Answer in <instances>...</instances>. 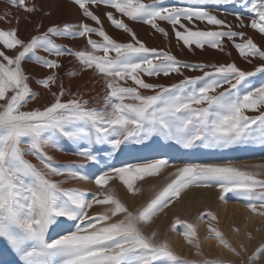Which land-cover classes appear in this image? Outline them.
<instances>
[{
	"label": "snow or ice",
	"instance_id": "1",
	"mask_svg": "<svg viewBox=\"0 0 264 264\" xmlns=\"http://www.w3.org/2000/svg\"><path fill=\"white\" fill-rule=\"evenodd\" d=\"M10 6L32 13L34 7L25 0H6ZM82 15L101 25V20L89 10L88 5H104L114 9L130 21L151 26L167 36L157 25L164 21L173 26L175 38L184 46L205 45L221 49V41L233 42L240 57L248 60H264V51L253 39H245L244 32L233 30L205 10V5L239 4L250 14L248 27L264 35V0H186L184 7H165L160 0L146 4L143 0H73ZM107 20L117 30L128 33L133 42L117 43L102 26L92 28L86 24H65L48 27L43 34L33 35L27 41L18 37V29L0 30L3 49L16 50L13 57L0 51V239L17 254L21 264H194L181 261L171 250L168 242L157 241V233L144 235L139 225L148 223L158 212L167 208L173 199H179L181 191L189 186L216 187L223 201L228 193H235L244 206L254 215L264 217V180L260 172L238 168L232 164H185L172 173V179L155 194L142 209L129 211L115 196L114 190L104 189L110 181L118 180L131 195L141 192L135 184L145 177L158 176L169 166L168 161L157 159L143 164H127L112 167L94 179L100 192L86 199V194L66 189L63 182L50 176H68L85 179L76 172L62 171L50 161L44 152L46 147H56L57 136L66 138L81 150L78 154L85 160L95 161L96 156L87 145H108L110 154L133 151L128 145L140 144L154 135L175 140L184 148H191L200 141L210 148H226L247 142L264 143V83L253 85L243 92L240 86L256 73L264 74V66L254 72H245L235 64L214 67L204 71L202 77L187 78L177 85L163 87L145 83L140 75L168 76L179 73L180 68H191L162 51L147 48L136 39L135 33L112 12L105 13ZM3 18V17H0ZM244 27L242 16H237ZM182 21L195 26L196 21L206 22L223 30H191ZM75 29V30H74ZM101 38L97 43L91 35ZM52 37L87 38L91 51L61 49ZM239 38L242 43H235ZM42 50L57 57L74 56L82 70L94 69L104 80L107 90L104 110L89 108L87 101L73 98L62 102L63 91L52 93L54 102L36 110L22 111L35 94L27 83L28 76L22 70V61L32 54L35 64L54 70L60 67L55 60H46L35 53ZM115 53L110 57V53ZM96 53H103L102 56ZM196 70V69H192ZM203 71V67H200ZM73 75L75 73H72ZM131 80L136 87L124 86ZM203 81V86L198 85ZM55 75L38 81L41 87L51 90ZM228 87L225 88L224 86ZM223 91H217L218 89ZM138 89L154 91V95L142 96ZM131 101V103H126ZM246 112H259L250 117ZM21 145H24L22 148ZM33 156L41 167L26 160ZM255 169L264 165H253ZM103 197L101 199L100 197ZM94 205H109L107 211L89 214ZM210 220L211 213H201ZM114 217H120L113 220ZM65 222H72L65 234L49 239L48 234L62 229ZM180 226V228H178ZM182 229V231H181ZM171 230L180 231L185 242L197 249L196 226L176 219ZM209 239H214L233 255L239 253L211 224ZM241 251H244L241 247ZM264 255V246L249 257V264ZM208 264V262H205Z\"/></svg>",
	"mask_w": 264,
	"mask_h": 264
},
{
	"label": "rangeland",
	"instance_id": "2",
	"mask_svg": "<svg viewBox=\"0 0 264 264\" xmlns=\"http://www.w3.org/2000/svg\"><path fill=\"white\" fill-rule=\"evenodd\" d=\"M26 5L34 7L35 11L28 13L19 7L10 6L6 0H0V30L18 29V37L27 41L33 35L43 34L48 27H63L68 25L86 24L92 28H100L102 26L106 34L117 43L133 42L131 36L122 30H117L107 20L105 13L112 12L116 19H122L123 22L135 33L136 39L142 42L149 49L166 52L172 55L176 61L181 64L190 65L191 68H180L179 73H172L168 76H146L141 74L140 78L145 83L163 87H171L179 84L187 78L202 77L204 71H213L214 67L235 64L239 69L245 72H254L256 67L264 66V60L258 58H249L248 60L240 57L238 51L233 47V42L223 39L221 41L222 50L214 49L205 45L202 49L195 45L184 46L183 42H178L175 38L173 26L164 21H157L158 27L162 28L167 36L155 31L151 26L130 21L126 17H122L116 13L114 9L105 7L104 5H88L89 10L101 20V25L95 24L90 19L82 15L79 7L73 0H25ZM146 4H152L153 0H143ZM162 6L165 7H184L186 0H160ZM205 10L216 15L218 19L226 24L232 25L233 30L244 32L245 39L251 38L254 43L264 51V35L256 32L247 25L251 22L250 14L239 4L233 5H213L209 3L205 5ZM242 16L244 27H236L241 23L237 20V16ZM191 30H223L216 26L207 25L206 22L196 21L195 26L188 21H182ZM75 30V29H74ZM91 39L97 43H102L100 37L91 35ZM61 49H71L72 51L86 50L91 51L87 46V38L77 37L63 38L52 37ZM239 38L235 43H242ZM0 51H4L9 57L16 54V50L3 49L0 45ZM102 56L103 53H96ZM46 60H55L60 64L58 69L49 70L35 64L32 60V54H29L22 61V70L28 76L27 83L30 90L35 94V99H29L28 103L21 109L22 111L43 109L54 102L52 93L62 90V102L76 98L81 101H87L89 108L104 110V97L107 90L104 86V80L97 75L94 69L82 70V66L77 59L71 55L57 57L48 55L42 50L35 53ZM115 53H110V57H114ZM2 59V58H0ZM203 67V71L200 67ZM196 69V70H192ZM72 73H75L74 75ZM55 75L56 82L51 85V90L44 89L38 83L39 80L46 78L48 75ZM124 86L136 87L131 80ZM264 83V74L256 73L249 77L246 82L240 86L243 92L250 89L253 85ZM199 86H203V81H198ZM225 88L228 86L225 85ZM218 89L217 91H223ZM142 96L154 95V91L138 89ZM3 103V102H0ZM131 103V101H126ZM264 112V109L260 110ZM246 115L254 117L259 112H246ZM56 147H46L44 152L51 157V163L62 171L76 172L85 179H74L68 176H50L58 182H63L61 186L66 189H75L86 194V199L91 200L96 196L100 189L95 185L94 179L103 172L110 171L112 167H122L127 164H143L152 162L157 159L168 161L169 166L162 169L158 176L145 177L143 180L136 182L135 187H139L141 192L137 195H131L126 188L118 181L112 180L104 189L114 190L115 196L123 203L129 211L142 209L146 204L154 198L170 180L173 178L172 173L177 168L185 164H232L238 168L249 171H258L260 175L258 179L264 180V168L255 169L253 165H264V143L260 141L247 142L226 148H210L204 143L197 141L191 148H184L175 140L165 138L164 136L154 135L140 144L128 145L133 151H124L116 154H110L105 149L108 145L94 146L87 145L92 155L96 156L95 161L83 159L78 152L81 150L78 146L66 138L57 136L55 138ZM23 148L24 145H21ZM37 167H41L39 162L31 155L24 157ZM103 199V197H100ZM109 205H94L89 209V214H100L108 210ZM264 209H258L262 211ZM211 212L216 219L210 220L206 215L201 221V213ZM120 217H114L113 220ZM180 219L196 226V239L199 242V255L197 249L188 245L180 231L171 230V224L174 220ZM72 222H65L62 229H57L48 234V238H56L59 234H65ZM217 228L222 237L239 253L233 255L222 246H219L214 239H209V225ZM144 235H150L153 231L157 233V241H167L174 254L181 261L194 262V264H249V257L255 251L264 246V217L254 215L245 206L244 202L239 200L235 193H228L225 199H220V193L216 187H196L189 186L181 191L179 199H173L169 206L163 211L158 212L146 224L139 225ZM180 228V226H178ZM182 231V229H181ZM243 247L244 251H241ZM0 264H21L19 257L9 245L0 239ZM254 264H264V255L254 261Z\"/></svg>",
	"mask_w": 264,
	"mask_h": 264
}]
</instances>
